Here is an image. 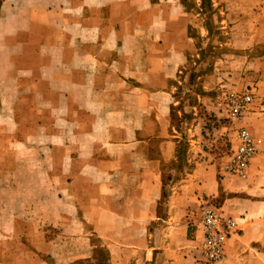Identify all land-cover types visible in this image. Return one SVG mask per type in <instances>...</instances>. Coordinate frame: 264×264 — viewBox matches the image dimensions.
<instances>
[{"label": "crops", "instance_id": "1", "mask_svg": "<svg viewBox=\"0 0 264 264\" xmlns=\"http://www.w3.org/2000/svg\"><path fill=\"white\" fill-rule=\"evenodd\" d=\"M193 1L0 0V264L95 262L99 248L108 264H206L199 219L215 199L239 223L216 264H264V144L239 180L173 126L211 44ZM213 1L264 141V0ZM198 78L212 104L221 79Z\"/></svg>", "mask_w": 264, "mask_h": 264}, {"label": "rangeland", "instance_id": "2", "mask_svg": "<svg viewBox=\"0 0 264 264\" xmlns=\"http://www.w3.org/2000/svg\"><path fill=\"white\" fill-rule=\"evenodd\" d=\"M192 3L194 1L192 0ZM231 6L228 4V7ZM222 6L216 5L212 0V11L202 12L198 8V12H202L203 18L212 21V33H211V44L207 49L202 50L201 59L197 58L191 60L187 67V73L197 69H200L203 73H214L218 81L215 90L212 91L211 98L212 104L205 106L202 99L199 98L203 91V81L196 78L193 82H185L180 85L181 90L177 94V101L181 102L180 109L182 115L175 112V123L173 126L180 133L186 132L189 140L195 141V146L191 144V147H196L195 155L196 161L200 158L206 159L210 164L216 166L224 175L223 164L227 160L229 151L232 147V139L234 131L231 129L230 121L226 119L224 112L223 97L222 93L238 87L239 77L236 75L237 71H240L244 66L245 60L234 58L231 53H225L226 51L231 52L230 45H225L227 41L221 40L219 43V37L222 34V39L228 38L224 31H219L218 28L220 23L219 19H226V14L220 13ZM212 13V14H211ZM225 25V24H223ZM214 36V37H213ZM219 55L223 56V60H219ZM196 63V65H194ZM248 67V66H247ZM250 68V67H248ZM236 72V73H234ZM217 81V80H216ZM179 106V105H178ZM188 144L182 141L183 148H188ZM230 176V175H227ZM232 177V176H230ZM74 257L71 255L69 258ZM46 261V259H45ZM72 264H85V263H72Z\"/></svg>", "mask_w": 264, "mask_h": 264}, {"label": "built area", "instance_id": "3", "mask_svg": "<svg viewBox=\"0 0 264 264\" xmlns=\"http://www.w3.org/2000/svg\"><path fill=\"white\" fill-rule=\"evenodd\" d=\"M226 119L234 131L232 147L223 164V172L233 178L246 180L253 159L264 144L254 133L247 119L253 112L255 91L252 87H234L222 93ZM199 231L203 234L202 261L216 264L224 260L228 239L239 231V223L230 216L223 215L212 202L205 200L201 207Z\"/></svg>", "mask_w": 264, "mask_h": 264}, {"label": "trees", "instance_id": "4", "mask_svg": "<svg viewBox=\"0 0 264 264\" xmlns=\"http://www.w3.org/2000/svg\"><path fill=\"white\" fill-rule=\"evenodd\" d=\"M201 1H202V4H201V7L198 8L199 10H201L202 12L205 11L207 13H208V10L212 11V8H211L212 7V0H201ZM193 8H197V7L195 5H193ZM207 22L209 23V25L212 24V21H210L208 19H207ZM190 73H191V77H190V80L188 81V83L193 82L196 78L201 77V75H203V72L197 68L195 70L191 71ZM180 105H181V102L179 103V106L177 107V109H180ZM212 202H214V204L218 206L221 203V199H218V200L215 199V200H212ZM48 236L53 237L52 234H49ZM97 253L98 254H97V256H95V259H94L95 262H93L92 259H87V260L80 261V262L78 261V262L79 263H85V264H108V256H107V253L105 252V250L99 248Z\"/></svg>", "mask_w": 264, "mask_h": 264}]
</instances>
